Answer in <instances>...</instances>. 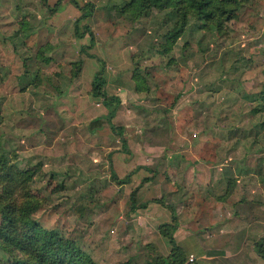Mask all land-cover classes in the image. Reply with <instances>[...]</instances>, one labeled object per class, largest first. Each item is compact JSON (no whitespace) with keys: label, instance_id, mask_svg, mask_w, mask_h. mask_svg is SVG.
Here are the masks:
<instances>
[{"label":"rangeland","instance_id":"rangeland-1","mask_svg":"<svg viewBox=\"0 0 264 264\" xmlns=\"http://www.w3.org/2000/svg\"><path fill=\"white\" fill-rule=\"evenodd\" d=\"M131 1L0 0V155L25 174L30 218L95 264H147L169 254L173 209L192 263L264 264V0L222 28L194 12L174 43L172 10ZM100 72L127 152L90 126ZM0 264L16 263L0 250Z\"/></svg>","mask_w":264,"mask_h":264},{"label":"trees","instance_id":"trees-1","mask_svg":"<svg viewBox=\"0 0 264 264\" xmlns=\"http://www.w3.org/2000/svg\"><path fill=\"white\" fill-rule=\"evenodd\" d=\"M46 2V0H44ZM47 4V3H46ZM75 5H77L74 2ZM240 0H132V10L140 12L147 8L158 10L170 9L176 14L178 21L174 27L166 33V40L174 43L182 34L186 26L188 16L198 13L204 17L208 25L222 28L226 21L234 17ZM57 6V4H56ZM94 6L86 4L79 7L82 15L79 19H85L92 14ZM80 33L78 23L75 22L74 34L82 38L88 34L90 44H93V33L87 27ZM90 47V46H88ZM86 47L83 51L86 52ZM94 57L92 55H89ZM264 74V71H263ZM106 81L102 72L96 73L91 82V95L99 98L106 114L94 119L90 124L92 128H98L105 122L111 132L118 136L124 152L128 151L127 141L121 126L114 124L117 108L121 101L116 95H109L106 90ZM136 90L139 88L136 86ZM24 173L14 171L6 166V161L0 155V250L7 256V260L16 264H95L89 256L82 253L76 244L65 239L54 231L43 229L36 221L30 218L32 204L25 200L22 193L25 185ZM21 177V184L16 180ZM112 178L120 182L112 173ZM135 191L130 194V211L135 212ZM142 207H145L143 205ZM172 224L164 223L158 228L159 234L164 237L170 251L166 257H155L147 264H198L188 261L185 251L176 243L174 232L177 230V218L173 209H170ZM264 241L256 244V252L264 262Z\"/></svg>","mask_w":264,"mask_h":264},{"label":"built area","instance_id":"built-area-1","mask_svg":"<svg viewBox=\"0 0 264 264\" xmlns=\"http://www.w3.org/2000/svg\"><path fill=\"white\" fill-rule=\"evenodd\" d=\"M192 260H193V259H192V258H190L188 261H189V262H191Z\"/></svg>","mask_w":264,"mask_h":264},{"label":"crops","instance_id":"crops-1","mask_svg":"<svg viewBox=\"0 0 264 264\" xmlns=\"http://www.w3.org/2000/svg\"><path fill=\"white\" fill-rule=\"evenodd\" d=\"M175 239V238H174ZM176 241V240H175ZM177 243V242H176Z\"/></svg>","mask_w":264,"mask_h":264}]
</instances>
